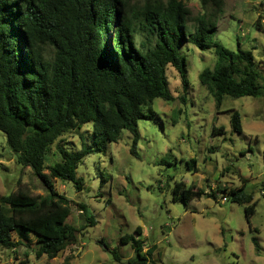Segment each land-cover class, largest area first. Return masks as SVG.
I'll return each mask as SVG.
<instances>
[{"label":"trees","instance_id":"trees-1","mask_svg":"<svg viewBox=\"0 0 264 264\" xmlns=\"http://www.w3.org/2000/svg\"><path fill=\"white\" fill-rule=\"evenodd\" d=\"M211 1L214 7L194 16L182 0H0V132L16 162L28 166L47 191L31 195L19 187L0 195V246L14 248L34 241L36 257L53 258L76 243L79 229L67 222L68 199L54 189L52 179L72 182L81 190L79 164L93 146L98 150L116 142L122 130L130 133V152L137 156L138 120L156 115L154 99L173 100L168 65L179 72L186 91L181 50L185 44L213 48L216 61L198 78L210 89L217 107L224 96L264 93L251 51L238 46L234 52L213 40L222 1ZM206 3L201 0L202 6ZM259 18L257 28L262 26ZM229 123L232 132H241L238 111H232ZM84 126L91 129V145L81 137L79 151L58 146L60 160L46 165L53 143ZM223 132L221 126L212 129L214 135ZM230 193L232 201L250 199L241 190ZM203 194L201 189L192 191V186L182 190L184 200ZM207 196L216 194L211 191ZM254 205L244 207L247 222ZM79 206L87 226H93L86 206ZM121 242L134 250L128 264H146L143 240L128 234Z\"/></svg>","mask_w":264,"mask_h":264},{"label":"rangeland","instance_id":"rangeland-1","mask_svg":"<svg viewBox=\"0 0 264 264\" xmlns=\"http://www.w3.org/2000/svg\"><path fill=\"white\" fill-rule=\"evenodd\" d=\"M182 1L194 16L214 7L211 0L205 7L201 0ZM221 1L213 40L234 52L238 46L251 51L264 91V0ZM257 18L261 28L255 25ZM181 50L186 59V91L179 72L168 65L173 100L154 99L156 115L138 120L137 156L130 152V133L122 130L116 142L98 150L91 147L79 164L81 190L72 182L52 179L54 189L68 199L67 222L79 229L76 243L53 258L36 257L31 237V245L0 246V264H128L134 250L121 242L128 234L144 241L141 253L146 264H264V93L224 96L217 107L210 89L198 78L204 68L213 67V48L201 50L187 43ZM233 110L240 115V133L230 127ZM220 126L223 134H212ZM90 131L84 126L60 136L46 165L60 160L58 146L79 151L81 137L91 145ZM190 186L204 194L184 200L182 190ZM19 187L31 195L47 192L28 166L16 162L0 132V195ZM230 190H241L250 199L232 201ZM211 191L215 198L207 196ZM251 203L254 212L247 222L244 207ZM80 204L94 219L93 226H87Z\"/></svg>","mask_w":264,"mask_h":264},{"label":"built area","instance_id":"built-area-1","mask_svg":"<svg viewBox=\"0 0 264 264\" xmlns=\"http://www.w3.org/2000/svg\"><path fill=\"white\" fill-rule=\"evenodd\" d=\"M226 198L225 197H223V201L225 200Z\"/></svg>","mask_w":264,"mask_h":264}]
</instances>
